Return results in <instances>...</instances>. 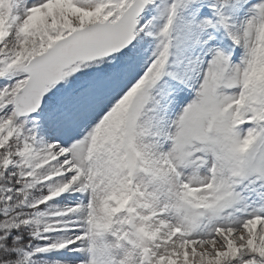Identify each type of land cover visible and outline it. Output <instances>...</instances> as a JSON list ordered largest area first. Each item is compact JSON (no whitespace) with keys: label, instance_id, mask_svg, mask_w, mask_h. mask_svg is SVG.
Listing matches in <instances>:
<instances>
[{"label":"snow or ice","instance_id":"6c2138e0","mask_svg":"<svg viewBox=\"0 0 264 264\" xmlns=\"http://www.w3.org/2000/svg\"><path fill=\"white\" fill-rule=\"evenodd\" d=\"M0 264H264V0H0Z\"/></svg>","mask_w":264,"mask_h":264}]
</instances>
